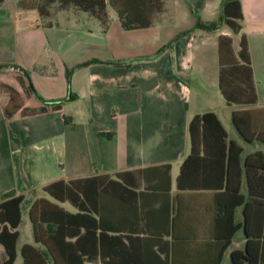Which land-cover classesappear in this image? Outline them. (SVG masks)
<instances>
[{
    "label": "crops",
    "instance_id": "obj_1",
    "mask_svg": "<svg viewBox=\"0 0 264 264\" xmlns=\"http://www.w3.org/2000/svg\"><path fill=\"white\" fill-rule=\"evenodd\" d=\"M21 1L0 3V202L24 196L20 223L8 225L18 232L12 264H233L248 240L264 264V181L249 192L244 165L264 144L244 141L232 123L234 110L264 109V0H239L233 35L213 30L215 59L197 49L213 31L197 27L201 19L176 24L166 0L138 29H124L109 3L103 22L73 5L40 15ZM184 1L187 13L218 19L224 0ZM224 36L234 57L246 40L254 103L227 104L219 89ZM6 87L21 104L11 116ZM208 111L227 137L193 146L189 123ZM230 140L242 153L227 186ZM59 180L79 183L76 203L45 191ZM6 257L0 242V264Z\"/></svg>",
    "mask_w": 264,
    "mask_h": 264
},
{
    "label": "trees",
    "instance_id": "obj_2",
    "mask_svg": "<svg viewBox=\"0 0 264 264\" xmlns=\"http://www.w3.org/2000/svg\"><path fill=\"white\" fill-rule=\"evenodd\" d=\"M3 0H0V3ZM53 3H58L60 7L69 5L76 6L82 10L89 11L96 15L103 22L106 20L105 8L109 3L117 12L120 23L124 29H138L149 27L152 24L155 14L163 10V0H22L21 4L26 7H34L38 10L40 15L48 13L49 8ZM239 0H224L222 2V11L217 21L212 22H198L197 27H201L208 31L218 29L221 24H227L233 32L238 31L239 26L235 19L239 18ZM219 74L218 85L224 96L227 104H250L256 101V94L254 89L252 69L250 66V58L248 47L244 37L240 42V51L238 57H234L231 51V39L229 37H220L219 41ZM28 75V73H27ZM29 89L34 91L32 84H29ZM9 94V102L5 107L7 116H11L16 110L21 108L19 103L18 93L9 87H6ZM45 101V100H43ZM45 103H51L45 101ZM56 108H59L60 101L54 103ZM27 111L23 109L22 113ZM264 109H237L232 112V123L238 134L248 143L259 142L264 144ZM189 131L191 140L202 139L203 142L208 137L226 138L227 133L218 120L215 113L208 111L201 115H195L189 123ZM206 146V143L204 142ZM194 149V148H193ZM228 157H227V180L226 185L230 186L232 179V164L237 157L242 153V148L230 140L228 143ZM246 180L249 192H252L254 185L258 184L260 180L264 181V156L257 151L246 156L245 161ZM258 180V181H257ZM77 182H64L62 180L55 181L47 185L44 189L53 198L58 200H70L76 203L77 193L74 187H78ZM24 196H12L10 192L3 194L0 202V242L3 244L6 252V259L2 264H12L15 259V243L18 236L16 230H9L15 228L21 220L20 204ZM53 206V204H52ZM55 206V205H54ZM33 207L30 209L32 212ZM70 218H74L69 214ZM248 221V218H247ZM263 254L264 248H260ZM240 259L248 260V264H254L252 256L250 255V242L246 243L245 253L240 254L235 252L232 254L233 264H240ZM261 264V263H260Z\"/></svg>",
    "mask_w": 264,
    "mask_h": 264
},
{
    "label": "rangeland",
    "instance_id": "obj_3",
    "mask_svg": "<svg viewBox=\"0 0 264 264\" xmlns=\"http://www.w3.org/2000/svg\"><path fill=\"white\" fill-rule=\"evenodd\" d=\"M166 3H167V6L169 8V11H171L172 15L174 16L173 20L174 21H177L176 24H180L181 25H187V23H191V22H196V20H200V21H205V22H212V21H217V17L216 16H210L206 13V11H202V10H198V12L196 13V15H192L191 13H187V9L185 8L186 7V4H188V2L186 3L184 0H166ZM188 6V5H187ZM57 7V6H55ZM170 23V22H169ZM175 23L174 24H168V25H165V28L166 29H169L170 31H172L175 27ZM220 31H227L229 32L231 35H233V31L232 29L225 23L221 24L220 26ZM199 31H197L198 33ZM199 34V33H198ZM151 35H154L151 34ZM217 33L215 31L213 32H210V34L208 35L209 38L211 40H208L206 42V44H209L206 45V46H203V44L201 45L200 44V47H197V49L199 51H204L205 49L208 50V54H209V57L211 56V58L214 57L215 59V55H214V46L213 44H215V41L217 40V37H216ZM132 39L130 40V45H131V51H137L141 48H139L140 46V43L139 41V38L136 36H133L131 37ZM134 45V47H133ZM138 45V47L136 46ZM213 46V47H212ZM136 47V48H135ZM135 50H134V49ZM212 48V49H211ZM236 49H238V39L235 38V51ZM214 55V56H213ZM209 64H211V62L208 60V66H206V72L207 74L211 73V68L209 67ZM213 65V64H212ZM198 83H200L199 79L196 77V76H193L190 78V85L193 87V88H197V85Z\"/></svg>",
    "mask_w": 264,
    "mask_h": 264
}]
</instances>
